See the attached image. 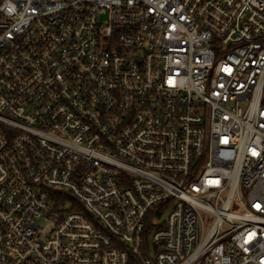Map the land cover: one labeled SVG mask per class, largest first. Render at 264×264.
<instances>
[{
	"label": "built area",
	"instance_id": "built-area-1",
	"mask_svg": "<svg viewBox=\"0 0 264 264\" xmlns=\"http://www.w3.org/2000/svg\"><path fill=\"white\" fill-rule=\"evenodd\" d=\"M0 264H264V0H0Z\"/></svg>",
	"mask_w": 264,
	"mask_h": 264
}]
</instances>
